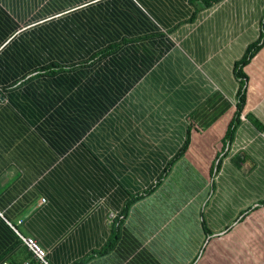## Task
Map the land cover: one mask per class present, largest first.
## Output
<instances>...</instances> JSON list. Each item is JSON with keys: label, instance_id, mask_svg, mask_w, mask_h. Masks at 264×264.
<instances>
[{"label": "crops", "instance_id": "1", "mask_svg": "<svg viewBox=\"0 0 264 264\" xmlns=\"http://www.w3.org/2000/svg\"><path fill=\"white\" fill-rule=\"evenodd\" d=\"M106 1L0 0V264H37L19 234L50 264H264V45L244 66L245 102L226 137L240 86L234 61L264 34V0L200 3L196 19L134 42L137 81L99 85L120 92L114 100H62L55 113L35 59L47 66L42 45L74 44L82 24L111 9ZM114 58L122 55L110 51L86 75ZM181 73L190 83L180 90ZM99 106L106 111L93 114ZM114 113L120 129H102ZM188 131L186 151L156 182ZM132 141L140 148L130 152ZM164 150L147 174L128 164L129 153Z\"/></svg>", "mask_w": 264, "mask_h": 264}, {"label": "trees", "instance_id": "2", "mask_svg": "<svg viewBox=\"0 0 264 264\" xmlns=\"http://www.w3.org/2000/svg\"><path fill=\"white\" fill-rule=\"evenodd\" d=\"M139 1L147 3L145 11L142 10L143 8L141 9ZM217 1L219 0H190L194 10L189 13L184 11L186 5L182 3V0H177V7H175V10L173 9L170 11L164 7L157 8L154 4H157L156 2H158V0L156 2L155 0H107L106 4L108 5V3H110L111 9L109 10L107 6V11L105 10V12L97 14L99 22L90 23L88 26L82 24L81 26L84 28L77 30V40L74 44H49L47 46H41L40 52L48 55L47 58L49 59V63L46 66L43 60L35 59V62L41 64L39 70H45L48 75L49 109L57 113L59 109L55 108L56 103L62 100L69 102V105H75L77 101L82 102L88 99L93 100V102H101L102 96H106L107 98L112 95L110 98L111 100H114L120 92H104L102 86L99 85H126L137 81L138 76L136 71H138V52H136L135 43L138 39L158 36L159 32L156 33L157 27L158 29L160 27L166 29L167 27H170V24L173 29L175 26L183 22L192 21L196 19L198 14L196 6L199 8L201 3L203 6L207 7ZM156 10H159V12ZM94 11L95 8L93 9V14L91 13V18L95 15ZM106 19L108 22L112 21V24L104 27V23L101 22ZM84 24L86 25V23ZM263 45L264 34L251 41L246 46L243 54L234 61L233 72L236 80L239 81L240 86L236 95V112L230 121L229 128L226 132L228 140L231 138L234 129L238 124L245 102V80L247 79V75L244 72V66ZM110 51L115 54H121L122 58H114L109 61H104V64L98 68L92 76H87L86 73L89 64H94L96 61H99L105 55L109 54ZM143 57L144 59H149V55ZM77 67H80L81 71H76ZM74 86H77L76 90L70 92ZM186 95L187 94L184 93V97ZM107 100L109 99L107 98ZM76 105H78V103ZM134 110L135 107H130L127 111ZM92 111L95 112L93 114L98 115L106 110L99 106L97 110H94L93 108ZM121 115L123 114L114 113L107 117L104 121L106 126H102V129L104 128L109 131L119 128L120 122H123L124 119ZM68 125L71 126L72 122ZM128 126L131 127V124H128ZM61 128L63 129L65 126L63 125ZM189 133L190 132L188 131L186 140L177 148L172 155V158L167 161L163 174L157 178L156 182L161 180V177L165 175L173 162L186 151L190 142ZM128 147L131 152L132 149L138 150L140 145H136L134 141H132L129 143ZM162 149H164V147H162ZM165 150L163 152L164 156L162 152L153 155V153L150 154L151 152L147 151L149 155L145 157L137 156L136 153H129L128 164L130 166H143L145 173L147 174L148 170H151L154 165H159L163 163L164 160L166 161V156L171 153V150L167 152H165ZM147 179L146 175V180ZM155 185L156 184L153 183L144 191V194L150 193ZM137 197H134L132 200H135Z\"/></svg>", "mask_w": 264, "mask_h": 264}, {"label": "built area", "instance_id": "3", "mask_svg": "<svg viewBox=\"0 0 264 264\" xmlns=\"http://www.w3.org/2000/svg\"><path fill=\"white\" fill-rule=\"evenodd\" d=\"M23 240L25 246L31 251L32 256L34 257L37 264H50L47 259V252L45 248L32 236H23L19 234ZM4 264H9L5 262ZM24 264H28V261H25Z\"/></svg>", "mask_w": 264, "mask_h": 264}, {"label": "rangeland", "instance_id": "4", "mask_svg": "<svg viewBox=\"0 0 264 264\" xmlns=\"http://www.w3.org/2000/svg\"><path fill=\"white\" fill-rule=\"evenodd\" d=\"M178 47H179V45H178ZM181 47V46H180ZM181 75H183V76H180V77H178L177 79H178V81H176L175 82V86H176V88L177 89H183V88H185L186 86H187V84L188 83H190V78H189V74L188 73H186V74H182L181 73ZM193 93L194 94H198V93H200V90L198 91V90H196L195 88L193 89ZM178 94H179V97H180V99L182 100L183 98H184V94L182 93V91H178ZM198 96V95H197ZM197 96L195 97L196 98V102H200V100H198L197 99ZM196 102H194V103H196ZM160 103V102H159ZM159 103H155V107L159 104ZM161 106V111H164L163 109H165V110H167L166 109V106H163V105H160ZM216 182V181H215Z\"/></svg>", "mask_w": 264, "mask_h": 264}]
</instances>
